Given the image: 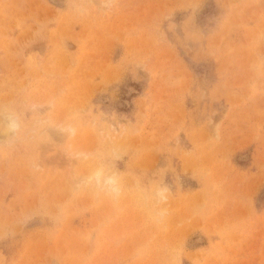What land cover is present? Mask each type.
<instances>
[{
  "label": "rangeland",
  "instance_id": "obj_1",
  "mask_svg": "<svg viewBox=\"0 0 264 264\" xmlns=\"http://www.w3.org/2000/svg\"><path fill=\"white\" fill-rule=\"evenodd\" d=\"M1 129L0 264H264V0H0ZM112 147L164 223L76 188Z\"/></svg>",
  "mask_w": 264,
  "mask_h": 264
},
{
  "label": "clouds",
  "instance_id": "obj_2",
  "mask_svg": "<svg viewBox=\"0 0 264 264\" xmlns=\"http://www.w3.org/2000/svg\"><path fill=\"white\" fill-rule=\"evenodd\" d=\"M110 6L106 4V7ZM4 124L6 132L12 136L18 135L22 128L19 118L10 111L4 116ZM67 131L75 136L78 129L69 125ZM119 153L117 147H112L105 155L75 151V158L84 165V171L75 177L76 188L116 204L131 200L145 211L151 221L164 223L170 215L171 200V189L165 182V174L158 171L147 179L126 176L114 163Z\"/></svg>",
  "mask_w": 264,
  "mask_h": 264
},
{
  "label": "bare ground",
  "instance_id": "obj_3",
  "mask_svg": "<svg viewBox=\"0 0 264 264\" xmlns=\"http://www.w3.org/2000/svg\"><path fill=\"white\" fill-rule=\"evenodd\" d=\"M3 124H4V117H3ZM5 125V124H4ZM56 127V126H55ZM2 129H4V131L6 132V130H5V126L2 128ZM2 129L0 130V131H2ZM58 129V130H57ZM55 128V129H51L50 130V132L51 133H53V135L54 136H57L58 138H61L63 135H65V133H64V131H63V129H62V127H60V128ZM48 130V129H47ZM3 133V132H2ZM7 133V132H6ZM5 134V133H4ZM59 135V136H58ZM56 137V138H57ZM55 138V137H54ZM62 139V138H61ZM55 140V139H54ZM47 145V144H46Z\"/></svg>",
  "mask_w": 264,
  "mask_h": 264
}]
</instances>
